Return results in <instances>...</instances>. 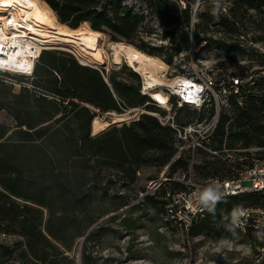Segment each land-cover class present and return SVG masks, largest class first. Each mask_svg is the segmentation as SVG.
Listing matches in <instances>:
<instances>
[{"label": "trees", "instance_id": "16d2710c", "mask_svg": "<svg viewBox=\"0 0 264 264\" xmlns=\"http://www.w3.org/2000/svg\"><path fill=\"white\" fill-rule=\"evenodd\" d=\"M41 1L60 24L70 29L87 24L93 31L131 44L137 39L134 47L143 53L154 50L138 36L149 14H155L169 28L163 31L169 44H188L175 15L177 6L166 0ZM135 2L145 9H137ZM234 4L233 16L243 8L264 9V0H236ZM181 15L187 22V10ZM237 31L233 17L209 6L199 15L195 32L232 35ZM222 38L208 40L227 52L238 47ZM167 57L170 62L171 55L167 53ZM19 77L0 72V112L9 121H0V233L17 235L22 241L14 249L0 248L8 255L18 250V264H75L67 254L75 241L84 237L85 242L99 243L108 230L99 227L98 221L129 206L136 197L133 186L138 171L144 166L168 164L174 153V132L154 116L142 113L136 120L108 126L92 135L91 123L98 115L121 114L140 107L147 112L159 111L141 93V79L129 68L104 75L103 70L80 64L70 53L43 50L39 51L30 82L24 83ZM12 81L21 84L18 91H14ZM242 88V106L220 117L215 132L217 150L223 145L236 148L239 142L240 148H264V77ZM181 112L186 120L191 118L187 109ZM186 165L184 159L177 160L169 168V177L178 169L185 170ZM202 171L207 178L225 176L227 168L208 162ZM162 185L170 187L159 194L145 195L142 203L165 214V191L181 186ZM240 203L264 207V194L214 201L185 235L220 239L241 234L230 220L232 208ZM82 264H96V260L84 251Z\"/></svg>", "mask_w": 264, "mask_h": 264}, {"label": "rangeland", "instance_id": "374dc122", "mask_svg": "<svg viewBox=\"0 0 264 264\" xmlns=\"http://www.w3.org/2000/svg\"><path fill=\"white\" fill-rule=\"evenodd\" d=\"M134 5L137 9H145L142 3L135 2ZM234 10L235 4L233 3L228 9V14L233 17V21L236 23L237 33L232 35L221 34V36L224 42L229 45L237 44L238 47H233L227 52L221 46H218V49L211 53L209 59L194 65L199 72L230 71L244 81L248 79L254 81L259 77H264V9L249 10L243 8L240 14L233 16ZM51 14L59 23L56 15L53 12ZM60 25L63 28H68L64 24ZM79 28L89 27L87 24H82ZM163 31L162 21L155 14H149L145 24L139 28L138 36L154 48L150 51L151 54L144 53L158 58L167 65L166 78L167 80H173L179 74L187 73L191 65L172 63V59L168 62V42L163 36ZM101 34V48L107 56V63L105 66L87 65L103 70L104 75L112 70H119L124 67L134 71L124 62L119 65L113 63L111 47L114 43L134 47V44L138 43L137 39L131 44L120 38L114 40L107 33ZM210 34L219 37L218 34ZM239 35H243L246 41L241 42ZM43 50L64 51L81 61L73 50L68 47L49 46L43 48ZM36 61H34V65ZM17 75H20L19 78L24 83L30 82L32 79V75L28 77L21 76V74ZM139 77L141 79L140 75ZM10 83L13 84L14 91H18L21 87L18 81ZM249 85H251L250 82ZM140 108L130 109L121 114L106 113L98 115L96 119L108 123L109 126L121 125L136 120L140 114L138 110ZM157 112L161 113V110ZM180 118L182 120L186 119L185 113H181ZM0 121L9 123L3 112H0ZM240 144L239 142L237 145L240 146ZM247 149L250 157L249 162L264 159V148L250 145ZM237 161L238 156H235L232 165L235 166ZM168 177L165 166L142 167L137 173V179L133 186L137 195L131 199L129 206L110 213L98 221L97 225L99 227L108 230L100 242H85L84 237L75 241L72 249L67 253L75 261V264H82V253L84 251L96 260V264H264V252L255 250L253 241L245 235L234 233L220 239L203 235L188 238L181 228L169 221L163 211L144 205L142 201L145 195L159 194L163 189L170 187L169 185H162L166 183ZM193 179L199 182L206 180L207 177H205L202 170L197 168ZM154 182L161 183V185L156 188ZM21 241L22 239L17 235L0 233V247L14 249L19 247ZM17 252L18 250L8 255L2 253L0 248V264H18Z\"/></svg>", "mask_w": 264, "mask_h": 264}, {"label": "built area", "instance_id": "2783aa9c", "mask_svg": "<svg viewBox=\"0 0 264 264\" xmlns=\"http://www.w3.org/2000/svg\"><path fill=\"white\" fill-rule=\"evenodd\" d=\"M177 6L175 15L179 18L181 27L186 32L188 44L186 47L169 44L165 38L172 63H185L189 66L187 73L179 74L173 79L183 81L173 88L168 85L145 88L141 83V93L150 99V104L160 112H147L143 107L139 113L154 116L161 125L170 127L174 132V153L165 166L169 168L179 159L187 163L185 170H177L166 178L168 184H179L177 190H166L163 195L165 201V215L169 221L182 231L187 232L194 221L202 217L216 200L225 197L239 196L248 193L264 194V159L249 162L247 148L215 149V132L224 114L230 115L242 106V87L251 83V79L242 80L230 71L216 73L199 72L194 65L209 59L211 53L218 49V45L211 44L208 38L218 39L210 32L196 34L199 15L205 7H215L222 15H229L228 9L236 0H166ZM187 10L189 19L183 21L181 12ZM236 24V23H235ZM164 30L169 28L163 26ZM214 29V26H209ZM214 34V33H213ZM241 42L246 41L239 35ZM251 43V42H250ZM252 44V43H251ZM42 51V50H41ZM39 57L33 58L37 60ZM80 64L84 65L81 61ZM3 73H10L0 70ZM14 74V73H10ZM25 75V76H31ZM142 82V81H141ZM149 90H159L166 97V103L160 104L148 93ZM191 112L189 120L181 119V110ZM181 121V122H180ZM241 145V144H240ZM238 156L236 165H232ZM208 162H215L226 166L225 176H210L206 180L196 182L193 177L196 169ZM161 183H155L157 188ZM210 191L215 199L203 201V194ZM230 220L236 231L253 241L255 250L264 252V207L248 203H240L233 207Z\"/></svg>", "mask_w": 264, "mask_h": 264}, {"label": "bare ground", "instance_id": "6f19581e", "mask_svg": "<svg viewBox=\"0 0 264 264\" xmlns=\"http://www.w3.org/2000/svg\"><path fill=\"white\" fill-rule=\"evenodd\" d=\"M51 13L40 0H0V70L29 75L34 68L33 58L49 46L68 47L85 65H106L107 56L101 48V33L90 28H63ZM111 51L113 63H126L141 76L145 88L162 85L175 88L183 82L178 79L167 80V65L130 45L114 43ZM148 93L160 104L166 103L161 91L149 90ZM107 125L94 118L91 123L92 134Z\"/></svg>", "mask_w": 264, "mask_h": 264}, {"label": "clouds", "instance_id": "9594fccd", "mask_svg": "<svg viewBox=\"0 0 264 264\" xmlns=\"http://www.w3.org/2000/svg\"><path fill=\"white\" fill-rule=\"evenodd\" d=\"M209 198H211V199H215V197L211 194V192L210 191H206V192H204V194H203V201H207Z\"/></svg>", "mask_w": 264, "mask_h": 264}, {"label": "water", "instance_id": "95a60500", "mask_svg": "<svg viewBox=\"0 0 264 264\" xmlns=\"http://www.w3.org/2000/svg\"><path fill=\"white\" fill-rule=\"evenodd\" d=\"M85 65V64H84ZM113 124H115V123H113ZM109 126V125H108ZM92 135H95V134H92Z\"/></svg>", "mask_w": 264, "mask_h": 264}]
</instances>
